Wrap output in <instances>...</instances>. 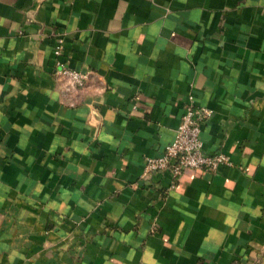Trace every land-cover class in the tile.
I'll return each instance as SVG.
<instances>
[{
  "label": "crops",
  "instance_id": "obj_1",
  "mask_svg": "<svg viewBox=\"0 0 264 264\" xmlns=\"http://www.w3.org/2000/svg\"><path fill=\"white\" fill-rule=\"evenodd\" d=\"M189 94L231 165L145 173ZM0 264H264V0H0Z\"/></svg>",
  "mask_w": 264,
  "mask_h": 264
},
{
  "label": "built area",
  "instance_id": "obj_2",
  "mask_svg": "<svg viewBox=\"0 0 264 264\" xmlns=\"http://www.w3.org/2000/svg\"><path fill=\"white\" fill-rule=\"evenodd\" d=\"M52 55L54 75L63 79L72 89L82 88L87 81V74L71 69L63 60V38L60 35L55 39ZM209 117L210 110L197 106L193 96L187 95L174 139L158 156L145 160V173H167L173 180H177L190 169L215 172L221 166L231 165L226 154H207L203 150L201 129Z\"/></svg>",
  "mask_w": 264,
  "mask_h": 264
}]
</instances>
